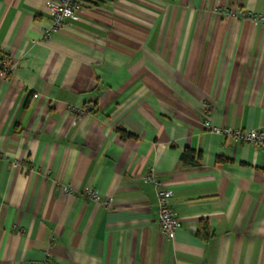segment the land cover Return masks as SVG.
Listing matches in <instances>:
<instances>
[{
  "label": "crops",
  "instance_id": "obj_1",
  "mask_svg": "<svg viewBox=\"0 0 264 264\" xmlns=\"http://www.w3.org/2000/svg\"><path fill=\"white\" fill-rule=\"evenodd\" d=\"M50 1L0 0V264H264V148L203 123L264 133V0H81L44 37Z\"/></svg>",
  "mask_w": 264,
  "mask_h": 264
},
{
  "label": "built area",
  "instance_id": "obj_2",
  "mask_svg": "<svg viewBox=\"0 0 264 264\" xmlns=\"http://www.w3.org/2000/svg\"><path fill=\"white\" fill-rule=\"evenodd\" d=\"M80 3L81 0H51L48 3L51 25L43 34L44 37H47L49 33L58 31L64 27L66 19L77 20L79 17ZM250 17L257 23H264V14H251ZM13 73L14 63L6 56L0 55V75L7 76ZM33 96L36 97L37 94H34ZM71 110L75 111L77 116H82L89 112L90 106L72 107ZM203 123L211 132L231 136L234 139H242L258 148H264V133L261 130L253 129L244 132L231 128H218L211 124L208 115L204 118ZM143 179L147 182L153 183L156 188L159 230L166 238H172L180 226L177 214L174 212L170 204L172 191L156 181L154 174L151 172L145 174ZM71 193L72 189L70 186L64 184L58 186V194L60 197L66 198ZM84 195L91 200L97 201L99 199L97 192L92 188L86 190Z\"/></svg>",
  "mask_w": 264,
  "mask_h": 264
},
{
  "label": "trees",
  "instance_id": "obj_3",
  "mask_svg": "<svg viewBox=\"0 0 264 264\" xmlns=\"http://www.w3.org/2000/svg\"><path fill=\"white\" fill-rule=\"evenodd\" d=\"M193 155H194V152L190 151V150H185L184 153H183L184 159H189L192 162L194 161Z\"/></svg>",
  "mask_w": 264,
  "mask_h": 264
}]
</instances>
